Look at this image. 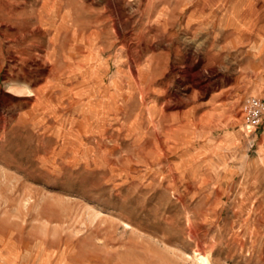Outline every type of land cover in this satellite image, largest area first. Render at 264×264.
Listing matches in <instances>:
<instances>
[{
    "label": "rangeland",
    "instance_id": "374dc122",
    "mask_svg": "<svg viewBox=\"0 0 264 264\" xmlns=\"http://www.w3.org/2000/svg\"><path fill=\"white\" fill-rule=\"evenodd\" d=\"M164 1L0 0V264H264V0L229 52Z\"/></svg>",
    "mask_w": 264,
    "mask_h": 264
},
{
    "label": "crops",
    "instance_id": "0c3cea01",
    "mask_svg": "<svg viewBox=\"0 0 264 264\" xmlns=\"http://www.w3.org/2000/svg\"><path fill=\"white\" fill-rule=\"evenodd\" d=\"M217 3L224 5H248L246 0H215V2H211V0H165L163 5L160 6V10L163 12V19L167 21V30L170 32L175 27H179L180 19L182 20L181 28L183 35L187 34L193 37L201 35L210 26L216 25V27H220L219 31L222 33L227 28L231 32L225 34L224 39L221 40L219 49L214 50L229 52L233 48L241 47L246 42L247 33L243 26L246 27L248 21L247 17H233L232 12H226L218 17ZM246 11L247 8H244V14Z\"/></svg>",
    "mask_w": 264,
    "mask_h": 264
},
{
    "label": "built area",
    "instance_id": "2783aa9c",
    "mask_svg": "<svg viewBox=\"0 0 264 264\" xmlns=\"http://www.w3.org/2000/svg\"><path fill=\"white\" fill-rule=\"evenodd\" d=\"M241 117L248 127H258L264 119V96H249L241 104Z\"/></svg>",
    "mask_w": 264,
    "mask_h": 264
},
{
    "label": "bare ground",
    "instance_id": "6f19581e",
    "mask_svg": "<svg viewBox=\"0 0 264 264\" xmlns=\"http://www.w3.org/2000/svg\"><path fill=\"white\" fill-rule=\"evenodd\" d=\"M195 264H212L208 254H203L199 251H194L192 256Z\"/></svg>",
    "mask_w": 264,
    "mask_h": 264
}]
</instances>
